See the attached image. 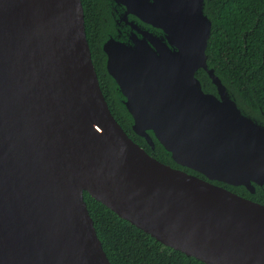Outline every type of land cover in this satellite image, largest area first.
I'll list each match as a JSON object with an SVG mask.
<instances>
[{"label": "water", "instance_id": "1", "mask_svg": "<svg viewBox=\"0 0 264 264\" xmlns=\"http://www.w3.org/2000/svg\"><path fill=\"white\" fill-rule=\"evenodd\" d=\"M114 1L136 19L101 45L131 130L206 180L116 121L81 0H0V264H111L83 192L205 264H264V205L210 182L264 186V124L207 65L205 0Z\"/></svg>", "mask_w": 264, "mask_h": 264}, {"label": "trees", "instance_id": "2", "mask_svg": "<svg viewBox=\"0 0 264 264\" xmlns=\"http://www.w3.org/2000/svg\"><path fill=\"white\" fill-rule=\"evenodd\" d=\"M81 4L92 63L112 115L133 142L160 162L179 168L153 137L154 148L151 149L143 138L131 130L132 119L118 99L116 85L106 72L105 55L101 50L103 29L110 23L109 20L104 23V19H110L105 14L104 0H81ZM204 11L212 21L206 50L207 65L234 92L238 103L264 124V0H205ZM92 24L99 27L94 35L89 29ZM196 76L205 91L213 92L203 70H198ZM223 186L264 204L262 190L257 193L263 197L259 199L245 189L240 191L229 185ZM83 198L111 264H205L159 243L88 193L83 192Z\"/></svg>", "mask_w": 264, "mask_h": 264}, {"label": "flooded vegetation", "instance_id": "3", "mask_svg": "<svg viewBox=\"0 0 264 264\" xmlns=\"http://www.w3.org/2000/svg\"><path fill=\"white\" fill-rule=\"evenodd\" d=\"M104 6H105V14L108 15V17H110V19L109 18L104 19V23L107 22V20H109L110 23L106 26L105 29H103L104 39L101 42V44L108 38L109 35L111 36L112 34H115L120 29H122V30L125 29L126 30L128 28L127 25L125 24L127 22V20L129 22H130L131 19L136 20L133 15L128 14V17H127L128 19L126 20V19L123 18L124 22L121 21L119 19V17H118V14H123V16H125L126 15V8L124 7V5H117L114 0H104ZM98 28L99 27L98 26H94V24H92V26L89 25L90 34L91 35L92 34L94 35L95 29H98ZM105 59H106V57H105ZM179 169H182V170H184V171H186L188 173H191V174H195V176L200 177V178L206 180L202 175H199L197 173H193L191 170L183 169L181 167H179ZM210 182L213 183V184H215V185L221 186L223 188H225L223 185H226V184H222V183H218V182H213V181H210ZM235 188H238L240 191H243L239 187H235ZM225 189H227V188H225ZM260 190L264 191V186L263 187L256 186L254 194H251V195H256L259 199H262L263 197L261 195L257 194L258 191H260ZM235 194H237V193H235ZM244 198H247V197H244ZM259 204H262V203H259ZM262 205H264V204H262Z\"/></svg>", "mask_w": 264, "mask_h": 264}]
</instances>
